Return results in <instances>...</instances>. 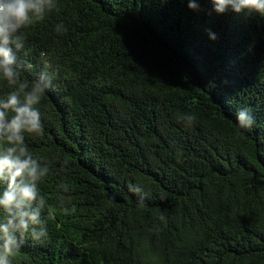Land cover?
Here are the masks:
<instances>
[{
  "label": "trees",
  "instance_id": "trees-1",
  "mask_svg": "<svg viewBox=\"0 0 264 264\" xmlns=\"http://www.w3.org/2000/svg\"><path fill=\"white\" fill-rule=\"evenodd\" d=\"M196 2L57 0L22 30L21 82L52 77L25 133L47 237L10 264H264V17Z\"/></svg>",
  "mask_w": 264,
  "mask_h": 264
},
{
  "label": "clouds",
  "instance_id": "clouds-1",
  "mask_svg": "<svg viewBox=\"0 0 264 264\" xmlns=\"http://www.w3.org/2000/svg\"><path fill=\"white\" fill-rule=\"evenodd\" d=\"M210 2L217 14L231 10L237 14L264 17V0ZM188 7L197 9L196 0H189ZM55 9L57 0H0V79L14 89L0 97V141L7 145L0 151V185H3L0 191V264H10V257L19 250L26 235L35 241L47 237L46 222L41 219L46 200L39 194L37 184L47 175L48 169L29 152L25 133L39 135L43 131L36 106L51 87L52 77L47 71H42L31 87L22 83L20 70L23 65L18 61L17 52L25 47L22 30L43 21L46 14ZM55 30L57 33L67 32L59 24ZM209 38L214 40L216 36L210 32ZM180 119L190 127L196 116L190 113ZM236 119L241 129H250L254 124L248 107H242ZM60 188L68 191L63 183Z\"/></svg>",
  "mask_w": 264,
  "mask_h": 264
}]
</instances>
